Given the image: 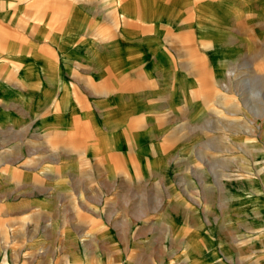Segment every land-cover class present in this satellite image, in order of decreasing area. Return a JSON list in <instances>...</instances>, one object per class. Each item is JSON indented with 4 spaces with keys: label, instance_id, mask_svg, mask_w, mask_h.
<instances>
[{
    "label": "rangeland",
    "instance_id": "obj_1",
    "mask_svg": "<svg viewBox=\"0 0 264 264\" xmlns=\"http://www.w3.org/2000/svg\"><path fill=\"white\" fill-rule=\"evenodd\" d=\"M3 1L41 4L48 48L29 55L49 70L32 80L59 126L30 119L36 182L13 202L44 214L15 234L40 222L45 243L16 238V264H264V0ZM77 23L72 47L99 66L63 55Z\"/></svg>",
    "mask_w": 264,
    "mask_h": 264
},
{
    "label": "crops",
    "instance_id": "obj_2",
    "mask_svg": "<svg viewBox=\"0 0 264 264\" xmlns=\"http://www.w3.org/2000/svg\"><path fill=\"white\" fill-rule=\"evenodd\" d=\"M34 3L41 5L40 2H5L0 0V192L4 191L5 194L0 198V202L3 198L6 201V206H0V264H16L15 241L16 238L18 240L22 239L19 238V231H17V235L15 234L16 226L20 225L19 227H23V229L24 226L29 227L30 222L25 220L26 216L36 215V213L44 214V209L38 199L31 198L27 201L29 203L22 207L15 206L13 202L17 194L15 192L16 187L36 182L32 181L34 175H30V167L33 163H37L34 162L37 158H34L30 153L32 130L30 119L33 116L35 120H38L33 122L35 124L34 134L36 135L38 132L46 130L47 124L55 128L59 127L57 121L48 123L47 119L43 117L44 111H41L45 109L44 106L46 107L44 96L47 84L40 83V80H32L31 71L34 72L33 75H39L44 72L47 74L49 70L46 63L33 61L29 55L30 50L42 47L48 48L46 42L48 20L35 21L31 18V13L27 9L30 6H35ZM165 10L164 8L162 14ZM160 18V20H166L165 17ZM20 20H23L21 27L18 23ZM75 30L77 31L66 36L68 37L64 41L66 48L74 45L73 40L79 39L78 35L83 34L84 27L82 24L78 25L77 23ZM55 31L51 39L58 41L57 39H61L64 34L61 29ZM50 43L49 45L54 46L56 50V46L52 42ZM61 43L63 42L58 44L61 45ZM84 52L87 53V51ZM64 54L72 55L75 58L73 62L78 60L79 57L82 60L81 62L85 63V58L81 57V53L76 47H72L71 52H63ZM97 60L99 59L96 58L88 63L99 66ZM70 61L72 60L70 59ZM60 67V65H56L53 74L48 77V86L50 89L54 88L52 93H56L63 88V69ZM111 68L114 67L111 66ZM57 76L61 78L59 84L54 82L57 80ZM71 89L70 87L67 91H71ZM31 108L34 109L33 113L30 111ZM15 168L19 170V179L15 177ZM37 227L38 232L33 235L34 237L30 235L31 230L23 232V245H25V242L26 244L32 242L33 245L38 246L45 243V238L43 237L44 240L42 238L45 235L41 231L40 222H38ZM45 262L46 259L41 256V253H35L34 256L19 259L17 264H45Z\"/></svg>",
    "mask_w": 264,
    "mask_h": 264
},
{
    "label": "bare ground",
    "instance_id": "obj_3",
    "mask_svg": "<svg viewBox=\"0 0 264 264\" xmlns=\"http://www.w3.org/2000/svg\"><path fill=\"white\" fill-rule=\"evenodd\" d=\"M118 10V9H117ZM81 27V26H80ZM79 28V27H78ZM94 60V59H93ZM160 62H162V60L160 61ZM55 83H57V84H59V83H61V78H57V80L56 81H54ZM62 86H64L63 85V83H62ZM112 95V94H111ZM175 96V95H174ZM123 137V136H122ZM163 155V154H162ZM91 162V161H90ZM132 178V177H131ZM200 249V246H199V248H198V250ZM203 251V249H201V252Z\"/></svg>",
    "mask_w": 264,
    "mask_h": 264
}]
</instances>
